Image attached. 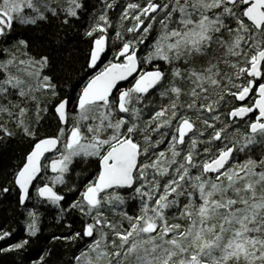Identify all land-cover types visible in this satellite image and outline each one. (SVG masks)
Masks as SVG:
<instances>
[{"label": "snow or ice", "instance_id": "obj_1", "mask_svg": "<svg viewBox=\"0 0 264 264\" xmlns=\"http://www.w3.org/2000/svg\"><path fill=\"white\" fill-rule=\"evenodd\" d=\"M0 264H264V0H0Z\"/></svg>", "mask_w": 264, "mask_h": 264}]
</instances>
